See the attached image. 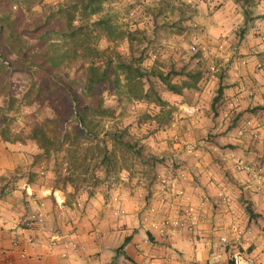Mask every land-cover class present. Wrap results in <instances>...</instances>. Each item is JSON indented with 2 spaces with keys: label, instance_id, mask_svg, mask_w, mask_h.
<instances>
[{
  "label": "crops",
  "instance_id": "obj_1",
  "mask_svg": "<svg viewBox=\"0 0 264 264\" xmlns=\"http://www.w3.org/2000/svg\"><path fill=\"white\" fill-rule=\"evenodd\" d=\"M251 2L196 1L202 36L225 48L220 55L228 60L227 71L217 78L228 135L219 141L222 162L214 164L200 148L201 161L191 165L194 175L186 185L193 200L205 203L195 230L161 235L160 222L179 216L181 208L171 209L175 198L167 209L151 213L124 192L119 200L121 193L85 194L59 186L41 171L47 166L42 161L33 166L41 167L40 176L30 177L24 154L11 152L7 143L0 151V264H232L236 252L264 264V190L256 191L255 183L235 167L238 159L264 167V0ZM213 179H219L218 185ZM54 190L62 193V208ZM34 213L45 216V227L25 223Z\"/></svg>",
  "mask_w": 264,
  "mask_h": 264
},
{
  "label": "trees",
  "instance_id": "obj_2",
  "mask_svg": "<svg viewBox=\"0 0 264 264\" xmlns=\"http://www.w3.org/2000/svg\"><path fill=\"white\" fill-rule=\"evenodd\" d=\"M112 1L60 0L53 4L45 0H0V98L6 99L0 106L1 121L6 123L5 128H0V135L10 141L8 131L14 120L11 115L21 101L47 106L55 118L37 123L29 137L46 155L67 145L64 187L79 190L88 175L93 187L103 183L117 170V148L130 159L147 162L146 144H140L141 139L129 127L107 129L105 121L121 117L129 103L142 101L160 108L157 114H146L148 123L160 129L173 122L176 110L161 92L182 96L185 91L200 90L205 74L202 62L191 70L183 67L177 71L173 66L167 72L156 66L145 70L148 47L143 45L147 42L150 46L155 41L145 28H122L112 16H102L104 3ZM35 6L40 7L39 11L33 10ZM100 36L115 44L127 42L129 57L115 48H98L96 40ZM72 69L82 73V78L70 77ZM16 72L31 77L22 100L11 88ZM150 77L157 80L153 82ZM106 93L117 97V107L106 104ZM222 94L220 87L211 102L216 114ZM62 120L77 123L67 130L61 125ZM49 123L55 126L51 135L47 132Z\"/></svg>",
  "mask_w": 264,
  "mask_h": 264
},
{
  "label": "rangeland",
  "instance_id": "obj_3",
  "mask_svg": "<svg viewBox=\"0 0 264 264\" xmlns=\"http://www.w3.org/2000/svg\"><path fill=\"white\" fill-rule=\"evenodd\" d=\"M59 1L45 0V2L53 4ZM196 1L113 0L110 3H104L102 16H112L115 23L122 28L128 27L133 30L145 28L149 38L155 41L153 45H146L147 42L143 45L145 48L148 47L147 58L143 63L145 70L149 71L153 66L161 68L164 72H167L172 66L177 71L183 67H188L191 70L198 62H202L204 64L202 66L206 70L203 79L200 81V90L185 91L182 96H176L165 91L161 92L162 97L171 102L176 110L173 122L160 129H157L156 125H150L146 119V114H157L160 108L142 101L129 103L121 117L118 116L116 119L105 121L107 129L129 127L130 132L141 139L140 144H146L144 154L148 161L144 162L136 158L130 159L124 150L117 148L118 165L116 172L96 187L92 186L93 180L88 175L86 177L87 181H82V186L79 189H82L85 194L112 191L117 196L121 193L118 197L120 200V196H123L122 193L124 192L129 197L142 202L146 209H153L154 212L158 211L159 207L167 209L169 203L172 204L173 198H175L178 201H175V205L172 204L171 209L179 210L181 208L179 217L184 216V209L189 202L178 195L179 190H183L184 194L191 196L190 201L193 205L199 202L193 200V196L188 189L189 186L186 184L188 176L193 174L191 165L195 166L197 161H201L200 148L208 151V156L212 157L214 164H219L218 161L222 162L221 153H219L222 145L219 141L228 135H226L228 129L220 116L221 111H224L222 109L223 105L218 104L217 114H215V111L211 109V102L219 88L217 78L227 71L224 68L228 60L221 57V55H225V48L221 50L218 43H208L207 39L202 36V25L196 18L198 11ZM255 1L252 0L251 3ZM39 8V6H35L33 10L39 11ZM96 45L100 49L115 48L125 58L129 57L128 45L125 41L115 44L105 36H100L96 40ZM136 54L138 55L139 52H136ZM68 75L82 78V73L75 72L73 69L69 71ZM33 76L35 77V75ZM30 78V74L27 73H14L11 79V88L19 100H22L23 92L31 82ZM178 79L174 78V81H178ZM144 80L146 81V79ZM149 80L155 82L157 79L150 77ZM148 87L149 84L146 81L145 88ZM156 88L159 89L160 87L156 86ZM105 95L107 98L106 104L117 107V97L108 93ZM5 100L3 97L0 98V106L4 105ZM184 108L194 109V112L189 115ZM119 111L120 108H118ZM11 116L14 120L8 131L10 141H6L0 135V151L6 146L7 149L10 145V148H13L11 152L24 154V163L22 164H25V162L28 164L29 162V165L25 168L27 171L30 168L32 169L28 171L30 177H32V174L34 178L40 176L41 172L39 173V170L41 167L33 168V166L36 161L44 162L48 167L43 164L41 171L47 173L49 180L53 178L56 184L62 186L63 176L68 172V164L65 160L67 145L61 151L46 155L41 153L42 151L37 143L29 137L32 128L37 123L42 124L53 117L52 111L40 103L28 105L27 102L21 101L19 109ZM53 118H55V115ZM228 122L232 124V121ZM76 123L73 120L61 121V125L63 124L67 130H70ZM5 127L6 123H3L0 117V128ZM48 127L50 129L48 128L49 131L47 132L51 135V130L55 126L49 123ZM222 128H225L226 131H220ZM108 146L112 148L110 142H108ZM188 146L191 149H188ZM226 146L232 145L227 144ZM33 160L34 162L31 163ZM124 164H128L129 169L123 167ZM209 174L211 178L215 175L213 170L209 171ZM100 176L104 178L101 173ZM214 180L218 185L219 179ZM156 200L158 203L155 207L152 203ZM164 203H166L165 207L163 206Z\"/></svg>",
  "mask_w": 264,
  "mask_h": 264
},
{
  "label": "built area",
  "instance_id": "obj_4",
  "mask_svg": "<svg viewBox=\"0 0 264 264\" xmlns=\"http://www.w3.org/2000/svg\"><path fill=\"white\" fill-rule=\"evenodd\" d=\"M183 109V108H182ZM185 111L191 115L194 112V109L184 108ZM240 134H243V130H239ZM188 149H191L188 146ZM235 167L238 172L245 173L250 180L255 183L256 191L264 190V167L261 166L259 163H252L244 159H238L235 162ZM44 174V172L42 173ZM178 195L182 196L186 201H189L186 208L184 209V216L183 217H176V218H165L160 222L161 226V235L164 237H169L171 234L175 232V230H181L185 228L189 231H194L196 225L199 220V216L201 212H205V203L204 201H199L196 205L191 203V196L184 194L183 190L178 191ZM53 195L58 202V205L62 208L64 201L61 199L62 193L60 190H54ZM220 197H225L223 194L219 195ZM119 211V210H118ZM151 213H155L153 209L150 210ZM116 215H119L118 213ZM30 227L31 226H38V227H45L46 226V218L42 213H34L32 214L29 219L25 221ZM164 229H167L164 230ZM164 230V231H163ZM56 241V238H53V242ZM222 243L225 245L228 243L226 237L221 239ZM16 245V244H14ZM26 255H23L25 257ZM9 264H14L12 260L8 261ZM258 264L253 258H244L240 252H236L232 255V264Z\"/></svg>",
  "mask_w": 264,
  "mask_h": 264
}]
</instances>
